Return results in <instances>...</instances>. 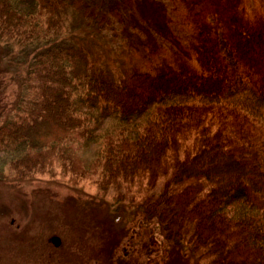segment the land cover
Instances as JSON below:
<instances>
[{
	"label": "trees",
	"instance_id": "obj_1",
	"mask_svg": "<svg viewBox=\"0 0 264 264\" xmlns=\"http://www.w3.org/2000/svg\"><path fill=\"white\" fill-rule=\"evenodd\" d=\"M148 1L0 0L19 96L0 123V179L89 181L114 211L141 212L164 253L264 264V0H169L156 47L129 46L117 67L66 41L93 8L147 23Z\"/></svg>",
	"mask_w": 264,
	"mask_h": 264
},
{
	"label": "rangeland",
	"instance_id": "obj_2",
	"mask_svg": "<svg viewBox=\"0 0 264 264\" xmlns=\"http://www.w3.org/2000/svg\"><path fill=\"white\" fill-rule=\"evenodd\" d=\"M100 1L108 6L111 0ZM148 3L140 11L147 23L131 17L125 25H109V13L104 9L95 21L93 8L90 20L80 15L76 24L69 23L66 41L84 44L96 57L117 67L115 58L130 54L129 46L155 48L159 30L165 29L160 9L169 0ZM170 7L166 8L169 14ZM167 36L172 37L168 32ZM13 75L0 50V123L10 116L19 97ZM92 153V149L83 152L85 157ZM71 184L69 176L46 174L0 179V264H197L187 249L169 248L164 253L150 242L141 212L129 206L114 211V205L95 195L97 188L89 181L82 186ZM56 237L61 240L57 246Z\"/></svg>",
	"mask_w": 264,
	"mask_h": 264
},
{
	"label": "water",
	"instance_id": "obj_3",
	"mask_svg": "<svg viewBox=\"0 0 264 264\" xmlns=\"http://www.w3.org/2000/svg\"><path fill=\"white\" fill-rule=\"evenodd\" d=\"M54 242H55L56 245H59V243H60V239H59V238H55V239H54Z\"/></svg>",
	"mask_w": 264,
	"mask_h": 264
}]
</instances>
